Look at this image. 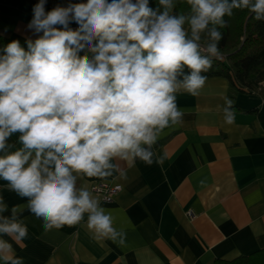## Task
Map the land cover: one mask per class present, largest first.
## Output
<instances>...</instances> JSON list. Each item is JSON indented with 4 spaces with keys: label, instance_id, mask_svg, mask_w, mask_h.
I'll return each mask as SVG.
<instances>
[{
    "label": "clouds",
    "instance_id": "clouds-1",
    "mask_svg": "<svg viewBox=\"0 0 264 264\" xmlns=\"http://www.w3.org/2000/svg\"><path fill=\"white\" fill-rule=\"evenodd\" d=\"M32 8L37 38L0 49V180L26 198L10 215L0 196V237L20 245L26 210L45 232L80 225L94 240L123 245L126 234L78 178L126 180L122 162L163 163L160 133L183 123L177 95L199 96L213 59H221V29L234 10L264 21V0H86ZM180 4L187 13L177 12ZM77 25L75 29L71 24ZM81 53H84L81 55ZM187 70V71H185ZM234 101L225 97L227 125ZM17 150L9 152L13 134ZM0 260L24 264L0 238Z\"/></svg>",
    "mask_w": 264,
    "mask_h": 264
},
{
    "label": "crops",
    "instance_id": "crops-1",
    "mask_svg": "<svg viewBox=\"0 0 264 264\" xmlns=\"http://www.w3.org/2000/svg\"><path fill=\"white\" fill-rule=\"evenodd\" d=\"M37 2L0 0V35L27 50L25 41L37 38L27 27ZM67 2L47 0L46 11ZM225 97L228 89L221 79L207 80L199 96L177 95L185 115L182 124L160 133L154 150L164 157L162 164L122 162L126 180L78 178L77 187H121L112 203L101 206L125 232L123 245L94 240L86 227L87 215L80 225L45 232L26 210L21 217L28 227L23 243L0 238L12 243L24 264H212L264 249V83L257 94L233 99L232 125L223 120ZM18 137L16 133L9 139V152L21 146ZM6 184L0 180L8 216L14 205H24L27 199Z\"/></svg>",
    "mask_w": 264,
    "mask_h": 264
},
{
    "label": "trees",
    "instance_id": "trees-1",
    "mask_svg": "<svg viewBox=\"0 0 264 264\" xmlns=\"http://www.w3.org/2000/svg\"><path fill=\"white\" fill-rule=\"evenodd\" d=\"M157 2L149 0V6L155 8ZM176 11L187 13L188 8L180 4ZM253 15L247 10H234L232 17H225L227 27L221 29L223 39L219 42L222 58L213 59L212 68L204 73L207 80H223L231 100L257 94L264 83V21H256ZM8 43L0 35V49ZM212 264H264V249L247 257L216 260Z\"/></svg>",
    "mask_w": 264,
    "mask_h": 264
},
{
    "label": "built area",
    "instance_id": "built-area-1",
    "mask_svg": "<svg viewBox=\"0 0 264 264\" xmlns=\"http://www.w3.org/2000/svg\"><path fill=\"white\" fill-rule=\"evenodd\" d=\"M80 2H86V0H81ZM70 27L75 29L77 25L73 24ZM89 189L104 204L112 203L114 198L121 192L119 185H110L107 183H93ZM186 215L189 220H193L194 217L190 212L186 213Z\"/></svg>",
    "mask_w": 264,
    "mask_h": 264
}]
</instances>
